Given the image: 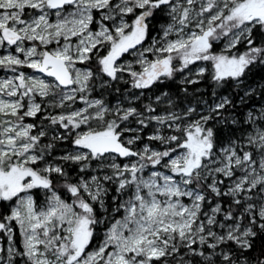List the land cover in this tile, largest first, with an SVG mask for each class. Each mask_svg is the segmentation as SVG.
<instances>
[{
    "label": "snow or ice",
    "instance_id": "6c2138e0",
    "mask_svg": "<svg viewBox=\"0 0 264 264\" xmlns=\"http://www.w3.org/2000/svg\"><path fill=\"white\" fill-rule=\"evenodd\" d=\"M0 264H264V0H0Z\"/></svg>",
    "mask_w": 264,
    "mask_h": 264
},
{
    "label": "rangeland",
    "instance_id": "374dc122",
    "mask_svg": "<svg viewBox=\"0 0 264 264\" xmlns=\"http://www.w3.org/2000/svg\"><path fill=\"white\" fill-rule=\"evenodd\" d=\"M0 74H2V73H0Z\"/></svg>",
    "mask_w": 264,
    "mask_h": 264
}]
</instances>
